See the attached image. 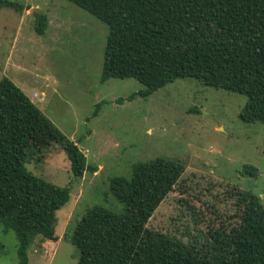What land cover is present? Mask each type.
Instances as JSON below:
<instances>
[{
	"label": "trees",
	"instance_id": "trees-1",
	"mask_svg": "<svg viewBox=\"0 0 264 264\" xmlns=\"http://www.w3.org/2000/svg\"><path fill=\"white\" fill-rule=\"evenodd\" d=\"M65 1L107 28L101 83L135 79L144 89L131 94L132 100L147 98L177 79L193 78L244 95L247 101L239 119L264 125V0ZM0 8L27 9L9 0H0ZM34 16L35 32L42 35L47 18L40 12ZM51 143L65 154L75 178L96 173L77 143L2 77L0 226L15 234L17 264H28L37 237L58 240L56 213L70 199L68 187L46 182L26 168L28 150ZM256 172L245 165L240 173L254 177ZM183 173L180 162L156 157L133 163L128 178H109V191L123 211L96 205L84 212L67 235L78 251L77 264H264V206L258 196L237 186L229 196L232 217L228 223L220 220L219 226L209 224L200 247L147 227ZM3 247L0 242V253Z\"/></svg>",
	"mask_w": 264,
	"mask_h": 264
},
{
	"label": "rangeland",
	"instance_id": "rangeland-1",
	"mask_svg": "<svg viewBox=\"0 0 264 264\" xmlns=\"http://www.w3.org/2000/svg\"><path fill=\"white\" fill-rule=\"evenodd\" d=\"M9 1L27 9L0 8V80L10 79L97 167L78 179L56 143L28 150L29 172L70 189L69 201L56 213L58 240L37 237L28 264H77L78 251L67 235L93 206L123 211L108 180L130 177L135 162L161 157L183 164L181 179L147 227L186 244L200 247L209 224L228 223L233 186L258 196L264 206V125L239 119L244 95L184 78L129 100L144 89L135 79L100 82L103 23L65 0ZM35 12L47 18L42 35L35 32ZM245 165L256 169L254 177L240 173ZM0 242V264H17L15 234L0 226Z\"/></svg>",
	"mask_w": 264,
	"mask_h": 264
}]
</instances>
